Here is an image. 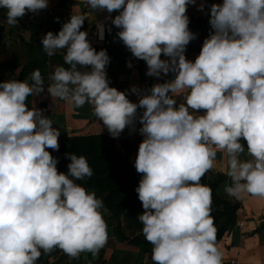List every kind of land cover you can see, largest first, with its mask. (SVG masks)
<instances>
[{
	"label": "clouds",
	"instance_id": "9594fccd",
	"mask_svg": "<svg viewBox=\"0 0 264 264\" xmlns=\"http://www.w3.org/2000/svg\"><path fill=\"white\" fill-rule=\"evenodd\" d=\"M190 4L196 0H86L90 10L117 12L116 37L145 62L147 76L168 77L163 82L125 91L110 86V57L91 45L80 14L40 38L46 55L63 53L46 86L39 69L28 79L0 81V264H36L54 249L75 259L107 243L108 209L76 183L92 176L87 159L67 152V172L58 171L48 149L59 150L60 131L44 109L26 102L45 91L74 108L89 104L113 138L126 127L142 136L134 190L144 211L136 218L153 264H223L211 189L200 181L220 151L231 179L225 192L264 199V0L208 5L209 33L194 60L185 55L197 35L188 27ZM47 6L48 0H0L8 25ZM104 32L97 23L99 39Z\"/></svg>",
	"mask_w": 264,
	"mask_h": 264
},
{
	"label": "crops",
	"instance_id": "0c3cea01",
	"mask_svg": "<svg viewBox=\"0 0 264 264\" xmlns=\"http://www.w3.org/2000/svg\"><path fill=\"white\" fill-rule=\"evenodd\" d=\"M202 2L206 5L204 11L198 10L196 6ZM212 3H222V0H196V5L190 4L187 7L189 29L194 19L209 18L206 14L207 6ZM70 14H80L85 18L82 30L87 31V39L97 51L107 50L110 63L106 67V72L110 86L125 91L132 85L148 88L153 83L161 81L163 77L157 79L145 74L146 64L143 60L136 59L131 62L132 66L128 67V62L123 59V43L116 37L118 29L115 26L105 24L104 39L98 38L95 22L101 23L99 20L109 15L113 18L117 12L109 14L106 11L90 10L86 6V0H48L47 8L36 13L28 12L23 17L17 18V25H0V81L11 76L28 79L34 69H39L46 86L49 83L48 74L64 61L60 50L52 56L46 55L40 38L49 30L57 32L62 23L69 19ZM57 17L59 20L56 19ZM1 19H6L3 9H0ZM108 27H111V32H108ZM188 46L189 44L186 48ZM162 58L165 57L162 55ZM128 98L132 102L138 99L130 91ZM176 98L179 102L180 97ZM26 102L30 107L44 109V114L50 116L53 125L60 131L59 148L62 147L63 142L72 138H94L97 143L111 148L119 176L123 180L132 179L131 185L124 188L118 198L108 197L107 200L106 191L98 190L88 181H78L77 183L87 191L95 192L97 198H100L104 207L108 209L107 213H103L107 224V243L95 255L83 252L75 259L69 258L59 249H54L48 254L42 253L36 264H153L151 250L142 252L135 242L136 238L147 242L141 231L142 226L132 225L133 218H129L122 208L125 205L130 206L131 200L136 199L140 211L143 212L141 202L134 190L141 176L134 167L138 146L142 140L139 132L130 131L126 127L119 137L113 138L102 122L93 115L89 104L85 103L82 107L74 108L59 99L52 101L46 91L28 97ZM52 104L53 109L49 111L48 107ZM139 126L137 123L136 128ZM242 143L246 147V142L242 141ZM241 158L247 157L242 155ZM226 173V158L222 152L217 151L213 166L206 172L207 177L212 180L218 179L216 192L219 197L238 205L233 224L225 230L217 242V246L223 252V264H264V199L247 194L241 199L229 196L224 190L231 184V179ZM123 194L125 198L121 197ZM107 204L116 207V212L113 213ZM101 211L103 212V209Z\"/></svg>",
	"mask_w": 264,
	"mask_h": 264
},
{
	"label": "trees",
	"instance_id": "16d2710c",
	"mask_svg": "<svg viewBox=\"0 0 264 264\" xmlns=\"http://www.w3.org/2000/svg\"><path fill=\"white\" fill-rule=\"evenodd\" d=\"M194 23L197 22V28H195L196 31H204L205 34L201 37V46L204 38L208 35L210 25L208 23V18L199 17L197 19L193 20ZM201 48V47H200ZM200 48L197 50L193 47V41L189 42V46L186 48V58L194 60L195 57L198 55ZM64 63H62L63 65ZM15 77L11 76L10 78ZM19 79V77H15ZM168 77H163L160 82H163V80L167 79ZM87 140H94V138L91 139H80V138H72L68 141L63 142L62 147L59 149H65L67 151H71L72 153H75L77 156H84L87 159V162L89 166L92 169V176L87 177L91 178L90 181H88L90 184L96 186L98 190L106 191L105 199H109L112 197L118 198V194L124 189L131 185L132 179L129 180H123L116 169L115 165V158L113 155V152L111 148L107 145L98 143L93 149H90L89 145L86 143ZM80 141L82 143H80ZM95 141V140H94ZM75 143V144H74ZM78 143V144H76ZM97 143V142H96ZM77 146L83 147V151L80 150H72V147L75 148ZM88 148V149H86ZM105 150V151H104ZM50 153H59L58 151H53L49 149ZM60 154V153H59ZM58 154V155H59ZM88 159H92V161H88ZM107 177V178H106ZM102 178H106L102 179ZM112 178H115L117 180V183H113ZM103 180L106 181L107 184L103 186ZM80 181L77 180L76 183ZM201 184L208 186L211 189V199H212V205L214 206V209H210V216L213 219L214 225H217L220 223L221 220L224 221V224L219 227V229L216 231V242L219 241L222 234L227 230V228L230 227V225L233 224L235 219V211L238 208L237 204L230 203L221 197L216 192V186L218 183V179H209L207 177V174L205 173L204 176L201 178L200 181ZM109 197V198H108ZM105 200V201H106ZM107 206L111 209L113 213L116 212V207L112 205ZM123 211L128 215L129 218H133V221H131L132 225L136 227H141L142 224L137 220L136 214L139 212V203L136 199L131 200L130 206H124L122 207ZM136 244L140 247L142 252H149L151 250V244L148 242L142 241L139 238L135 239Z\"/></svg>",
	"mask_w": 264,
	"mask_h": 264
},
{
	"label": "rangeland",
	"instance_id": "374dc122",
	"mask_svg": "<svg viewBox=\"0 0 264 264\" xmlns=\"http://www.w3.org/2000/svg\"><path fill=\"white\" fill-rule=\"evenodd\" d=\"M195 28H197V22L196 23H193L192 24V26L190 27V30L192 31V32H194V33H196L197 35H196V38L195 39H193L192 41H193V47L197 50L198 48H200L201 47V37H202V35L203 34H205V32L204 31H196L195 30ZM80 143H82L81 141H80ZM90 147V149H93V147H95L98 143H96V141H92V140H87V142H86ZM75 144V143H74ZM76 144H78V143H76ZM79 145V144H78ZM73 149H75V150H80V151H83V147L81 148V146H77V147H75V148H73L72 147V150ZM86 149H88V148H86ZM105 151V150H104ZM67 152H69V153H72L71 151H67V150H65V149H59V153H51L54 157H57L58 158V164H57V169H58V171H62V172H67V164L69 163V160L65 157V153H67ZM59 154V155H58ZM88 161H92V159H88ZM61 165H62V168H61ZM211 177H213V176H211ZM107 178V177H106ZM106 178H102V179H105L106 180ZM91 180V178L89 179V178H87V177H85L84 179H82V181H90ZM105 180H103V186H105V184H107L106 183V181ZM112 182L115 184V183H117L116 181L117 180H115V178H112ZM119 195V194H118ZM118 197V196H117ZM121 197H123V198H125V195L123 194V196H121ZM140 209V208H139ZM210 209H216V208H214V206L212 205V199H211V205H210ZM141 210V209H140ZM139 210V212L140 213H142L141 211ZM142 211H144V209H142ZM224 224V221L223 220H221L220 221V223L218 224V226L217 225H214L215 227H216V231L219 229V227L221 226V225H223Z\"/></svg>",
	"mask_w": 264,
	"mask_h": 264
},
{
	"label": "built area",
	"instance_id": "2783aa9c",
	"mask_svg": "<svg viewBox=\"0 0 264 264\" xmlns=\"http://www.w3.org/2000/svg\"><path fill=\"white\" fill-rule=\"evenodd\" d=\"M111 16H107L105 18H102L100 19L99 21L101 23H103L104 25L105 24H111ZM5 19H1L0 20V25H8L7 23H3ZM96 25H97V22H95V28H96ZM122 53H123V59L126 61V62H134L136 60V58L132 57L131 53L127 50L126 46L123 45V48H122Z\"/></svg>",
	"mask_w": 264,
	"mask_h": 264
}]
</instances>
